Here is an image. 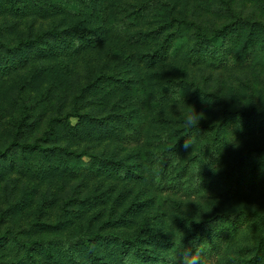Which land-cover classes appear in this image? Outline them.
I'll use <instances>...</instances> for the list:
<instances>
[{
	"label": "trees",
	"instance_id": "obj_1",
	"mask_svg": "<svg viewBox=\"0 0 264 264\" xmlns=\"http://www.w3.org/2000/svg\"><path fill=\"white\" fill-rule=\"evenodd\" d=\"M0 5L15 18L32 15L31 29L25 36L15 43L0 38V80L9 74L15 75L18 98L26 95L16 112H7L1 118L0 125L10 132L8 143L0 148V162L4 166L15 169L13 152L18 151L22 162L19 173L35 178L44 174L64 179L106 177L127 184L148 179L151 185H159L168 193L196 196L213 190L215 196L221 195L227 200L240 194L245 197L257 189L264 191V155L251 168L243 169L250 157L260 155L259 147L256 146L251 154L245 150L224 158L229 149L230 132L235 133V139L242 133H261L264 113L258 116L255 109H225L219 121L201 122L198 129L192 130L195 143L191 149L183 146L184 127L177 129L176 119L160 112L169 106L175 110L176 97L189 88L193 95L186 100L191 104L207 106L216 97L187 81L185 76L174 77L166 71L165 64L175 58L179 50H186L184 59L192 64L206 63L214 69L248 67L259 60L264 62V24L261 21L250 22L238 17L234 26L232 22L222 23L213 35L207 36L194 20L175 15L177 0H0ZM40 17L44 19L39 20ZM46 20H49L47 25ZM37 22L40 24L35 33ZM242 23L248 26V32L239 44V33L244 27L238 25ZM106 24L111 26L114 37ZM171 26L178 31L175 37H172ZM190 29L193 30L192 40L185 48L182 32ZM166 30L171 32L157 42L152 51L142 50L143 42ZM131 45L134 49H129ZM73 74L78 77L71 86L75 90L65 95L69 104L63 109V102H57L54 96ZM153 76L161 81L152 83ZM36 83H40V87L44 85L37 92L34 91ZM95 96L102 101L113 99L110 109L104 116L86 110L81 113L89 106L82 103ZM57 103L58 107L53 108ZM146 103L161 105L151 108L148 114L150 122L160 124L155 132L152 125L147 129L143 123ZM116 108L123 111L118 112ZM45 113L48 115L42 117ZM70 116L78 118L75 125L70 124ZM42 124L45 126L41 128ZM59 126L65 128L68 135L65 143L55 138L57 133L53 130ZM31 128L47 130L31 141L22 133ZM99 137L114 141L118 148L113 152L117 153H91L85 148L78 150L79 146L75 145L86 138L102 139ZM141 147L153 149L149 151L148 174L140 173L143 171L141 163L129 164L130 160H141ZM120 150L125 154L119 157ZM83 155L89 157L87 162L80 159ZM166 178L169 181H165ZM129 208L132 204L125 209ZM125 209L120 217H126ZM178 221L186 232L185 244L204 243L208 249V264L217 261L230 243L251 226L257 232V240L251 255L240 264H258L264 254V218L256 210L219 208L195 219L181 215ZM109 225L115 226L112 221ZM260 233L263 234L259 236ZM7 238L21 250L20 259L1 258L0 264H77L73 260L65 263L59 256L58 245L51 241L40 238L21 241L10 229L0 231V250ZM99 242L113 244L116 248L111 249L109 255H103L95 247ZM70 244H77L81 253L91 258L92 264H172L166 253H172V241L165 233H149L143 227L132 236L115 231L104 233L101 226L81 230L59 245L71 259Z\"/></svg>",
	"mask_w": 264,
	"mask_h": 264
},
{
	"label": "rangeland",
	"instance_id": "obj_2",
	"mask_svg": "<svg viewBox=\"0 0 264 264\" xmlns=\"http://www.w3.org/2000/svg\"><path fill=\"white\" fill-rule=\"evenodd\" d=\"M177 5L178 10L175 15L182 19L194 20L202 27L203 33L207 36L213 35L215 29L220 27L222 23L232 22L231 25L234 26L235 22L238 21V17L248 19L250 22L259 20L264 24V0H177ZM27 16L15 18L0 5V38L6 42L15 43L18 38L25 36L31 29L30 25H32V15ZM41 19L44 18L40 17L39 20ZM48 21H45V25ZM40 22L35 24L33 32L38 33L37 29ZM84 26L88 27L89 24ZM238 26L244 27V29L241 28L239 33L238 43L240 44L244 41L245 34L248 32V26L245 23ZM106 27L109 29L110 35L114 37L115 34L112 32L111 26L106 24ZM171 27L172 37H175V33L178 31L176 32L174 26ZM135 28L140 29V27ZM135 28H133L134 31L137 30ZM169 32L171 31L166 30L163 33L156 34L155 38L152 37V39L143 42L141 44L142 50L152 51L157 42L161 41ZM192 32V29L182 32L183 37L186 39L184 40L186 43L185 48L192 40ZM168 39L171 40L170 37ZM133 47L134 45H131L129 49H134ZM183 49L179 50V54L165 64L166 71H169L174 77L185 76L187 81L201 86L203 90L206 89L214 93L216 97L207 106L199 103L191 104L186 100L193 95L192 89L189 88L186 93L182 94L186 105L175 100V110L170 106L162 108L163 110L160 112L176 119L174 125L177 129L183 127V111L187 109L188 105H192L197 112L204 113V118L199 123L205 122L206 124L219 121L223 117L225 109L241 108L246 111L255 109L259 114L258 116L264 113L263 61L260 62L259 60L257 61L258 64L248 67L214 69L206 63L192 64L184 59L187 53ZM169 63L172 65L169 66ZM10 75L0 80V119L7 112H16L22 97L26 96L21 94L18 98L16 94L18 88V85H16L17 77ZM77 79V74L71 75L68 82L64 83L58 90L57 95L54 96L57 102L58 100L63 102V109L68 108L69 102L65 95H69L71 90H75L71 86L74 85ZM47 80L46 78L44 82L46 83ZM160 81L161 79L157 76H153L151 79L152 83H159ZM43 86L41 85V87ZM39 87L40 83H36L34 91H39ZM154 91L155 89L152 90V92ZM26 92L30 91L26 90ZM31 94H34V92H31ZM98 97L89 98L90 102L85 100L82 103L83 106L87 104L89 106L81 113L91 111L94 115L104 116L114 100L102 101ZM155 106L159 107L161 105L146 103L143 107L146 111L145 120L143 121L144 126L147 128L152 125L153 132L157 131L156 129L160 125L149 121L148 114L151 108ZM52 107L57 108L58 103ZM116 110L118 112L123 111L122 108H116ZM46 115L48 114L45 113L42 117ZM69 121L71 125H75L78 118L70 116ZM0 122H2V119ZM44 126L42 124L41 128ZM61 128L62 126H59L53 131L57 133L55 138L61 139L65 143L68 140V135L64 130L65 128ZM4 129V126L0 125V148L4 147L10 139V132ZM46 130L31 128L30 130H22V133L26 135H24V138L32 141L39 136H43ZM233 134L235 133L232 131L229 134L231 140L228 151L224 153V158L239 155L240 152L245 150H247V154H251L256 146L259 147L257 150H259L260 155L250 157L247 166H243V169H249L264 155V130L262 129L261 133H242L239 134L237 139ZM52 137L54 139V136ZM99 138L102 139L91 141L86 138L83 141L76 142L75 145L79 146L78 150H84L85 148L86 151L91 153H117L113 152L115 148H118L115 147L114 141H110V138L108 140L103 137ZM70 143H74V141H70ZM152 150L151 147H141V160L133 159L130 160L129 164L141 163L143 171L140 173L148 174L149 161L151 160L149 151ZM123 154L125 152L120 150L118 156L120 157ZM19 155L18 151L13 152L15 169H9L7 165L4 166L0 162V231L10 229L16 233L21 241L36 238L49 240L51 244L58 245V252H61L59 256L65 263L73 260L77 264H92L91 258L85 257L77 244H70L71 259L67 256V252L59 246L67 237L74 236L75 233L81 230H94L101 226L104 233L115 231L125 236H132L139 227H143L149 233H165L167 239L171 240V234L164 231L172 222L176 228L184 232L182 222L178 221L181 215H187L195 219L201 215H208L219 208H229L230 210L244 208L246 212L248 210L258 211L261 217L264 218V191H259V189L246 194L245 197L240 194L238 197L227 200L224 196H215L216 193L213 190L202 192L196 196L179 192L168 193L165 192L166 190H161L159 185L156 186L154 183L151 185L148 179L131 181L127 184L106 179V177L104 179L91 177H67L64 179L44 174L42 177L35 178L19 173L18 169L22 165ZM80 159L87 162L89 157L83 155ZM217 170L219 174V169ZM165 181L169 180L166 178ZM161 186L162 183H160ZM131 204L132 208L125 209ZM228 206H231V208ZM124 209L127 210L126 217H120V212ZM110 221L114 223V227L109 225ZM184 233L186 235V232ZM256 233L253 226L247 228L237 239L230 243L225 253L211 264H240L242 259L251 255V248L257 240ZM262 234L260 233L259 236ZM95 247L103 255H109L111 249L116 248L113 244L109 245L105 242H99ZM20 252L18 246L11 243L7 238L6 244L0 250V259L3 258L7 261L19 260ZM166 253L169 262L172 263V253ZM261 257L258 264H264V254Z\"/></svg>",
	"mask_w": 264,
	"mask_h": 264
},
{
	"label": "clouds",
	"instance_id": "obj_3",
	"mask_svg": "<svg viewBox=\"0 0 264 264\" xmlns=\"http://www.w3.org/2000/svg\"><path fill=\"white\" fill-rule=\"evenodd\" d=\"M176 99L179 103L185 104L183 95L176 97ZM203 118L204 113L197 112L192 105H188L187 109L183 111V127L185 129V140L183 146L185 148H193L195 135L192 134V130L198 129L199 121ZM186 227L190 229L191 225L186 224ZM164 232L171 234L172 264H208V249L203 242H189L188 244H185V233L176 228L172 222Z\"/></svg>",
	"mask_w": 264,
	"mask_h": 264
}]
</instances>
